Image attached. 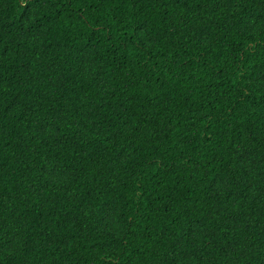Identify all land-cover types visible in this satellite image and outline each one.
Masks as SVG:
<instances>
[{
  "label": "trees",
  "instance_id": "obj_1",
  "mask_svg": "<svg viewBox=\"0 0 264 264\" xmlns=\"http://www.w3.org/2000/svg\"><path fill=\"white\" fill-rule=\"evenodd\" d=\"M0 264H264V0H0Z\"/></svg>",
  "mask_w": 264,
  "mask_h": 264
}]
</instances>
